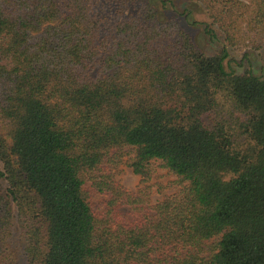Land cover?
I'll use <instances>...</instances> for the list:
<instances>
[{"label":"trees","instance_id":"1","mask_svg":"<svg viewBox=\"0 0 264 264\" xmlns=\"http://www.w3.org/2000/svg\"><path fill=\"white\" fill-rule=\"evenodd\" d=\"M262 49L264 0H0V264H264Z\"/></svg>","mask_w":264,"mask_h":264},{"label":"rangeland","instance_id":"2","mask_svg":"<svg viewBox=\"0 0 264 264\" xmlns=\"http://www.w3.org/2000/svg\"><path fill=\"white\" fill-rule=\"evenodd\" d=\"M192 19V18H191ZM195 20V19H192ZM191 20V21H192ZM198 25H194V28H198ZM199 30V29H197ZM201 32H197L194 34V37L198 43V45L202 48V50L206 53H209L211 51H215L216 49L220 48V44L218 41H215L213 44L208 43L206 38L202 37ZM230 55L228 59L226 60L225 66L229 70L237 69L240 70L237 67V63H242L243 66H245L246 61L242 60L244 51L241 50H231L229 52ZM249 60H251L255 65L257 62L263 61L264 64V49L260 52L250 51L248 54ZM229 65V66H228ZM260 66V65H259ZM258 68V67H256ZM115 179L116 181L122 186V188L127 192H137L139 190V177L135 176L128 168L125 166H119L114 170ZM175 177L171 174H168L164 170H158L155 175L151 178L149 185H150V200L152 203L158 202L160 200H163L164 198L171 196L176 192V185H175ZM105 201L104 196L102 195H94L91 198V203L95 210L101 211V204ZM124 210L126 208H123ZM13 255L15 256L18 264H24V258L20 254V245L15 244L13 245Z\"/></svg>","mask_w":264,"mask_h":264}]
</instances>
